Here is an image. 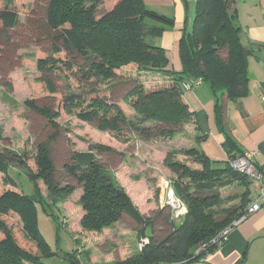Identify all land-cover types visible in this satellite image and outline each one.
I'll list each match as a JSON object with an SVG mask.
<instances>
[{"label":"trees","instance_id":"obj_1","mask_svg":"<svg viewBox=\"0 0 264 264\" xmlns=\"http://www.w3.org/2000/svg\"><path fill=\"white\" fill-rule=\"evenodd\" d=\"M4 1L8 4L14 2ZM233 2L194 0L190 28H183L178 40L179 71L167 67L165 52L154 40L173 26V18L147 8L143 0H47L45 14L40 15L31 8L25 11V22L19 19L16 8L5 6L0 9V57L12 62L16 44L11 31L17 27L28 30L37 46H50L49 55L36 60L39 71L36 80L44 82L53 92L55 88L51 79L44 77L43 73L72 69L78 64L69 58L77 55L82 59V64L78 65L80 75L89 83L87 89L79 93L66 89L61 108L65 114L74 115L80 121H95V128L114 133L111 138L116 142L114 145L109 140L105 144L79 136L87 141V149L73 150L69 162L62 165L75 179L76 184H72L55 178L56 142L60 129L68 132L58 121V110L38 105L33 98L24 100L25 108L44 118L50 129L43 140L19 153L4 143L8 138L4 137L0 125L1 181L13 187L0 190V264H44L38 253H48L49 246L37 228L36 203L44 211L59 208L78 186L81 192L76 203L81 212L77 209L72 229L75 230L77 220L80 228L77 226L75 232L100 233L117 221L120 225L124 218L127 219L125 225L137 228L136 249L132 253L122 260L96 264L196 261L199 255L193 256L194 249L209 242L217 231L240 215L246 205L244 194L247 191L241 192L239 205L224 207L221 206L219 189L233 181L245 183L238 184L242 187H250L245 176L228 165L230 158L242 155L244 151L239 153L236 150V143L226 131L218 108L215 109L216 121L225 133L222 145L228 152L226 164L220 166L193 145L170 147L164 154L163 165L171 172L169 178L173 190L187 207L183 216L170 219L172 230L164 238L157 239L151 232L145 234L152 216L140 211L133 198V187L128 193L115 176L118 164L126 160L119 145H125L134 135L145 141L157 136L172 137L194 120L193 111L182 99L186 91L183 83L200 78L216 98L225 92L230 101L247 94L249 50L240 40ZM101 9L103 11L98 14ZM62 51H65L66 58L60 57ZM129 65H134L133 72L123 70ZM152 72L157 76H150ZM118 75L122 77L120 82L114 80ZM101 82L105 83L107 91L119 83L132 86L120 101H113L109 96L97 94L93 84ZM4 95L7 99L8 94ZM204 138L205 134H196L193 140L198 142ZM99 153H115V167ZM28 159L32 160L34 168L29 166ZM11 162H15L14 165L32 182V194L23 193L21 188L14 189L17 184L7 171ZM157 210L162 209L157 207ZM12 214L18 217V228L7 222ZM145 236L148 241L139 248L138 241ZM91 241L87 239L88 248L82 250L86 259L80 264H92L89 263ZM212 249L209 246L207 251ZM70 259L76 261L74 255Z\"/></svg>","mask_w":264,"mask_h":264},{"label":"rangeland","instance_id":"obj_2","mask_svg":"<svg viewBox=\"0 0 264 264\" xmlns=\"http://www.w3.org/2000/svg\"><path fill=\"white\" fill-rule=\"evenodd\" d=\"M47 0H14L12 4L6 3L4 0H0V9L6 7L16 8L19 12L18 17L21 21L25 20V11L34 8L40 15L45 14ZM103 9L98 10V14ZM25 22V21H24ZM21 27H17L11 31L13 34V41L16 44L13 61H5L0 57V125L4 137L8 138L10 147L16 150L18 153L22 152L25 147L30 149L35 143L43 140L49 132L50 126L46 120L40 115L28 110L23 105L25 99L33 98L38 105L50 106L60 112L58 121L63 127H66L68 132H64L60 129V136L56 142L55 152V164L56 173L55 178L60 182L69 181L72 184H76L75 179L70 177L63 169V163L69 162V155L73 150L85 151L87 149V141H83L79 136L84 137L86 140H92L93 142L109 143L112 141L114 133L108 131H99L95 128L96 122H84L76 119L74 115H67L63 112L62 98L63 94L67 91H75L76 93L82 92V89H87L89 82L85 81L81 77V70L78 69V65L82 64V59H79L77 55H74L70 60L76 62L78 65L72 69H58L56 71L44 72L43 76L51 79L54 86V91L51 92L46 88L44 82H38L36 78L39 76V71L36 69L37 58H44L50 53L49 44H42L37 46L28 30H21ZM8 46L9 43H6ZM223 54V52H222ZM61 58H66L65 51L60 53ZM133 66L129 65L124 68L126 72H133ZM41 73V72H40ZM151 75H157L152 72ZM150 75V76H151ZM118 77L114 80L120 82L122 77ZM7 85H10L8 87ZM97 88L98 95L109 96L113 101H120L125 92L132 86V84L114 85L107 91L105 90V83L93 84V87ZM4 93L8 94V98L5 99ZM84 99L87 100V95H84ZM156 132V130H154ZM110 138V139H109ZM128 143L125 145H119L123 149L128 162H131V154L138 149L140 143L147 142L151 147H146V150H150L151 161L155 167V174L150 179L152 184L148 185L147 196L151 199L154 198L157 209V192L155 190V179L159 174L164 173V168L160 167V152H164L170 147H190L191 138L187 135L185 127L183 126L180 132H176L172 137L161 138L157 136L155 139L145 141L134 135L131 137ZM118 145V144H117ZM189 145V146H188ZM154 147L156 149H154ZM144 154H146V151ZM153 151V152H152ZM107 163L115 167L116 154L115 153H99ZM149 156V155H148ZM101 159V158H100ZM102 161V160H101ZM29 166L34 168V164L31 159H28ZM15 162H11L8 168V174L15 181L17 186L14 189L23 190L25 194H32L33 186L32 182L25 175L21 169L14 165ZM160 169V170H159ZM144 170V169H143ZM115 176L119 183L129 191L131 184H134L136 189V174L126 169V167H118L115 171ZM131 177H129V176ZM42 186V184H40ZM5 188H13L7 184H3L0 175V190ZM42 188V187H41ZM44 189V188H42ZM241 186L238 184L225 185L219 189L220 196L222 198L221 206L228 207L232 204L239 205L241 201ZM81 192V187L75 188L73 193L65 200L60 207H51L47 211H44L40 204L36 203V222L39 232L45 238L49 246V252L46 254L38 253L39 260L44 264H80V261H85L82 250L88 248L87 239L90 241V262L103 263L110 260H122L125 256L129 255L136 249V227L125 225L127 219H123L120 225L118 221L111 227L103 229L102 232H83L75 230L78 229L79 223L77 220V226L73 224L77 219L75 213L77 209L81 212V208L76 203V199ZM129 193V192H128ZM132 193V192H131ZM133 198L138 199L139 193L133 192ZM131 194V195H132ZM156 196V197H155ZM145 214V213H144ZM147 215V214H145ZM76 216V219H74ZM150 223L145 227V233L155 236L157 239H162L168 235L172 227L170 225V212L168 209H162L151 213ZM8 224H13L15 227H19L18 217L15 214L10 215L7 218ZM134 226L135 223L131 221ZM116 227V229L114 228ZM80 228V227H79ZM112 228V229H111ZM108 230V231H106ZM69 231L72 233L70 234ZM95 235H92V234ZM90 234V235H89ZM95 239V240H93ZM87 250V249H86ZM74 255L76 261H72L70 257Z\"/></svg>","mask_w":264,"mask_h":264},{"label":"crops","instance_id":"obj_3","mask_svg":"<svg viewBox=\"0 0 264 264\" xmlns=\"http://www.w3.org/2000/svg\"><path fill=\"white\" fill-rule=\"evenodd\" d=\"M143 2L147 8L173 18V26L165 29L154 40L165 52L168 59L167 67L179 71L181 63L178 57V40L181 30L190 28L194 0H143ZM232 9L237 12L240 40L249 50L248 92L234 101L228 100L225 92L216 98L203 82L184 91L182 99L194 114V120L184 127L191 138L189 145L196 146L210 160L223 166L226 164L228 152L222 145L225 133L223 134L216 121L215 109L218 108L226 131L236 143V150H239V153L256 150L254 162L261 166L264 165V0H234ZM196 134H205V138L198 142L194 141ZM146 147L151 146L147 142L140 143L138 149L135 148L131 154V162L126 159L120 164L132 173H141L136 174L134 179L138 184L133 192L139 193L138 199L135 197L134 199L143 214L151 215L159 211L156 209L155 199L147 196L148 185L152 184L150 178L155 174L153 167L156 165L151 161V151L146 150ZM166 150L159 151L160 167L164 168L163 174L169 177L171 172L163 165ZM230 184L245 183L233 181ZM131 186L135 188L134 184ZM241 188L242 192L247 191L244 195L248 201L252 188L248 186ZM89 263L96 264L92 261ZM203 264H264V204L261 209L232 227L225 242L219 248L210 251Z\"/></svg>","mask_w":264,"mask_h":264},{"label":"built area","instance_id":"obj_4","mask_svg":"<svg viewBox=\"0 0 264 264\" xmlns=\"http://www.w3.org/2000/svg\"><path fill=\"white\" fill-rule=\"evenodd\" d=\"M200 83L201 79L197 78L191 82L183 83V88L185 90H190ZM256 152V150L244 151L242 155H238L228 160L229 167L232 170L244 175L248 180L250 188H252V194L246 202L245 208L240 215L234 218L228 225L217 231L209 242H203L194 249L193 256L199 255L198 260L162 264H203L207 254L210 252L207 251L209 246H211L214 250L219 248L227 239V234L232 227L239 224L252 213L261 209L264 204V165L260 166L254 162ZM155 189L157 192V207L159 209H168L171 219H178L186 213V204L181 197L175 194L171 179L168 176L162 173L159 174L155 179ZM147 241L148 239L146 236L140 238L137 244L138 247L141 248Z\"/></svg>","mask_w":264,"mask_h":264}]
</instances>
